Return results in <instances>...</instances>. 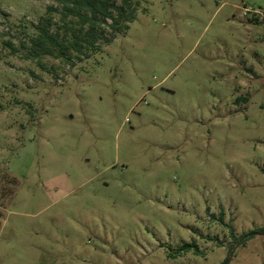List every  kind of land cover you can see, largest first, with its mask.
I'll use <instances>...</instances> for the list:
<instances>
[{
    "label": "rangeland",
    "instance_id": "rangeland-1",
    "mask_svg": "<svg viewBox=\"0 0 264 264\" xmlns=\"http://www.w3.org/2000/svg\"><path fill=\"white\" fill-rule=\"evenodd\" d=\"M139 2L32 58L60 4L0 0V264H264V0Z\"/></svg>",
    "mask_w": 264,
    "mask_h": 264
},
{
    "label": "trees",
    "instance_id": "trees-1",
    "mask_svg": "<svg viewBox=\"0 0 264 264\" xmlns=\"http://www.w3.org/2000/svg\"><path fill=\"white\" fill-rule=\"evenodd\" d=\"M59 7L50 6L51 13L59 12L60 20L69 35L64 38L60 31L52 29L51 17L36 25L38 33L31 38L29 57L40 58L42 54L67 57L71 52L88 54L110 45L130 28L139 9V0H56ZM69 33V34H68ZM263 233L259 228L243 235V242L254 234Z\"/></svg>",
    "mask_w": 264,
    "mask_h": 264
}]
</instances>
